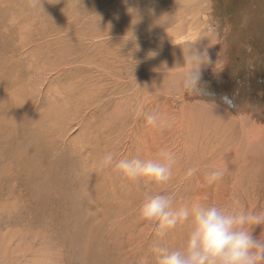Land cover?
I'll use <instances>...</instances> for the list:
<instances>
[{"label": "rangeland", "instance_id": "1", "mask_svg": "<svg viewBox=\"0 0 264 264\" xmlns=\"http://www.w3.org/2000/svg\"><path fill=\"white\" fill-rule=\"evenodd\" d=\"M195 48L211 63L202 94L188 95ZM255 121L264 0H0V264H157L190 228L146 221L147 192L170 196V211L199 200L264 212V134L243 136ZM164 151L174 163L163 185L100 163ZM212 168L224 175L208 183Z\"/></svg>", "mask_w": 264, "mask_h": 264}, {"label": "clouds", "instance_id": "2", "mask_svg": "<svg viewBox=\"0 0 264 264\" xmlns=\"http://www.w3.org/2000/svg\"><path fill=\"white\" fill-rule=\"evenodd\" d=\"M42 4V0H40ZM58 2V0H54ZM132 37L133 33H132ZM129 37L125 42L132 40ZM157 53L152 52L155 56ZM211 63L207 50L190 49L186 55L187 68L180 81L181 88L188 95H200L203 92L201 67ZM146 123L163 128L168 121L157 114H145ZM102 167L114 166L131 181L147 178L157 184H166L171 178V166L174 163L171 152L164 151L160 159H119L114 163L112 153L101 160ZM196 169H189L192 175ZM208 183L220 180L224 170L213 168L206 172ZM142 216L151 223L159 222L162 227L173 229L177 225H188L190 231L182 250L158 249L161 254L157 264H264V238L254 236L257 226H264V212H240L227 214L213 203L194 200L170 211L172 198L168 195L147 192L143 196Z\"/></svg>", "mask_w": 264, "mask_h": 264}, {"label": "bare ground", "instance_id": "3", "mask_svg": "<svg viewBox=\"0 0 264 264\" xmlns=\"http://www.w3.org/2000/svg\"><path fill=\"white\" fill-rule=\"evenodd\" d=\"M205 39V38H204ZM200 47V46H199ZM176 52V51H175ZM173 56V55H172ZM182 63V62H181ZM184 64V63H183ZM160 65V64H159ZM179 64L176 62V61H170L169 63H167V66H171L170 68L172 67H175V66H178ZM187 65V64H186ZM178 84V83H177ZM190 100V99H189ZM185 109V108H184ZM240 117L242 120H246L247 118V115H245L244 113H241L240 114ZM258 122V121H257ZM242 123V122H241ZM256 121L254 122V124L252 126H249V127H245L243 128L244 130V138H247L245 139L248 144L250 145V143H252L254 140H256L260 135L264 134V126L260 125V123L258 125L255 124ZM264 125V124H263ZM242 127H243V124H242ZM227 132V131H226ZM223 137V136H222ZM221 137V138H222ZM221 150V149H220ZM224 150V149H223ZM222 150V151H223ZM253 151V150H252ZM244 160V159H243ZM223 162V161H222ZM227 167V166H226ZM213 169V168H212ZM226 175V174H225ZM236 178V177H235Z\"/></svg>", "mask_w": 264, "mask_h": 264}]
</instances>
